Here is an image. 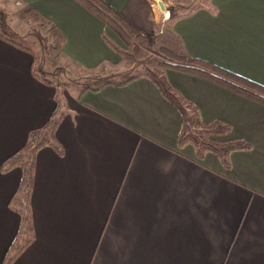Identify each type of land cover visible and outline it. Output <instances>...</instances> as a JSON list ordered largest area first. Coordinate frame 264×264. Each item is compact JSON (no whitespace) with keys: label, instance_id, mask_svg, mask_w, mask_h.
I'll return each instance as SVG.
<instances>
[{"label":"crops","instance_id":"0c3cea01","mask_svg":"<svg viewBox=\"0 0 264 264\" xmlns=\"http://www.w3.org/2000/svg\"><path fill=\"white\" fill-rule=\"evenodd\" d=\"M103 1L146 35L160 26L155 2H175ZM201 1L164 23L167 47L264 86V0ZM0 8V264H264L263 103L164 68L204 123L246 145L228 166L199 157L148 76L62 93L38 72L25 9L59 32L61 59L86 71L123 62L116 31L81 0Z\"/></svg>","mask_w":264,"mask_h":264},{"label":"rangeland","instance_id":"374dc122","mask_svg":"<svg viewBox=\"0 0 264 264\" xmlns=\"http://www.w3.org/2000/svg\"><path fill=\"white\" fill-rule=\"evenodd\" d=\"M201 2V0H175V2L168 3L166 12L154 6V9H157L155 17L160 26L158 25V29L153 32L155 34L152 35L141 33L142 36H135V34L130 35L125 29H115L118 35L117 44L124 50L123 62L115 68L86 71L61 59L62 38L60 34L51 22L31 9H25L22 12L28 32L26 39L21 41L35 51L36 69L45 79L60 86L62 93H76L88 87H97L106 81H123L142 75L147 67L162 73V70L167 68L165 63H178V59L173 58L168 51L182 53L167 47L166 43L170 46V42L163 40L166 38L164 23L190 11ZM0 11L3 10L0 8ZM2 17H4L3 22L0 20L2 28L10 29L7 24L8 15L0 14V18ZM192 126L196 128L197 125L193 123ZM228 134L222 135L220 139L227 140L225 138Z\"/></svg>","mask_w":264,"mask_h":264},{"label":"trees","instance_id":"16d2710c","mask_svg":"<svg viewBox=\"0 0 264 264\" xmlns=\"http://www.w3.org/2000/svg\"><path fill=\"white\" fill-rule=\"evenodd\" d=\"M81 1L90 10L103 18L113 30L125 29L130 35L135 34V36H142L134 25L103 0ZM31 11L34 13L36 12L33 9H31ZM0 14L2 16L6 15L3 11H0ZM0 20L3 22L4 17L0 18ZM168 53H170L173 58L178 59V63H165V67L207 78L264 104V86L234 74L211 62L198 58H189L184 54H178L172 51H168ZM143 75L151 78L162 94L180 111L182 116V130L178 137L180 146L187 144L193 145L199 157L204 156L207 152H211L215 154L225 166L229 165V155L231 152L246 146L241 140L230 141L220 139L222 135H226L230 132L229 125L220 121L204 123L195 106L184 98L179 91L166 80L160 71L147 67ZM138 76L140 75L130 77L121 83L128 82ZM112 83L116 82L112 80L106 81L97 87H88L85 88V90H98L100 87ZM193 123L197 125L196 128L192 126ZM23 157V154L17 156L14 160H11L8 165L21 163Z\"/></svg>","mask_w":264,"mask_h":264},{"label":"built area","instance_id":"2783aa9c","mask_svg":"<svg viewBox=\"0 0 264 264\" xmlns=\"http://www.w3.org/2000/svg\"><path fill=\"white\" fill-rule=\"evenodd\" d=\"M154 6H157L159 8V10L162 11V12H166L167 11V5L165 3L160 5V2L156 1ZM154 12L156 13L155 9H154Z\"/></svg>","mask_w":264,"mask_h":264},{"label":"water","instance_id":"95a60500","mask_svg":"<svg viewBox=\"0 0 264 264\" xmlns=\"http://www.w3.org/2000/svg\"><path fill=\"white\" fill-rule=\"evenodd\" d=\"M163 4V2L162 1H160V5H162Z\"/></svg>","mask_w":264,"mask_h":264},{"label":"bare ground","instance_id":"6f19581e","mask_svg":"<svg viewBox=\"0 0 264 264\" xmlns=\"http://www.w3.org/2000/svg\"><path fill=\"white\" fill-rule=\"evenodd\" d=\"M157 11V9H155Z\"/></svg>","mask_w":264,"mask_h":264}]
</instances>
